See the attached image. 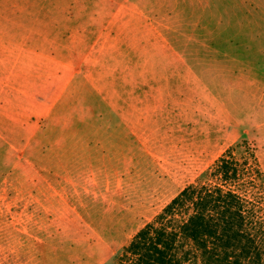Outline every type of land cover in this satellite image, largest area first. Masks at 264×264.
<instances>
[{"label": "rangeland", "instance_id": "374dc122", "mask_svg": "<svg viewBox=\"0 0 264 264\" xmlns=\"http://www.w3.org/2000/svg\"><path fill=\"white\" fill-rule=\"evenodd\" d=\"M230 149L264 223V0H0V217L62 260L127 264Z\"/></svg>", "mask_w": 264, "mask_h": 264}, {"label": "trees", "instance_id": "16d2710c", "mask_svg": "<svg viewBox=\"0 0 264 264\" xmlns=\"http://www.w3.org/2000/svg\"><path fill=\"white\" fill-rule=\"evenodd\" d=\"M227 151L206 182L185 187L116 257L127 264H264V223L245 195L256 167ZM244 192V193H243Z\"/></svg>", "mask_w": 264, "mask_h": 264}, {"label": "crops", "instance_id": "0c3cea01", "mask_svg": "<svg viewBox=\"0 0 264 264\" xmlns=\"http://www.w3.org/2000/svg\"><path fill=\"white\" fill-rule=\"evenodd\" d=\"M44 230L40 218L0 217V264H70L62 260L60 242L46 237ZM46 242L52 243L51 249L45 248Z\"/></svg>", "mask_w": 264, "mask_h": 264}]
</instances>
